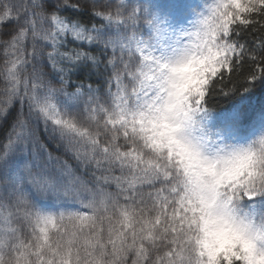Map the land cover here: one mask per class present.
I'll return each instance as SVG.
<instances>
[{"label": "snow or ice", "instance_id": "obj_1", "mask_svg": "<svg viewBox=\"0 0 264 264\" xmlns=\"http://www.w3.org/2000/svg\"><path fill=\"white\" fill-rule=\"evenodd\" d=\"M0 264H264V0H0Z\"/></svg>", "mask_w": 264, "mask_h": 264}]
</instances>
